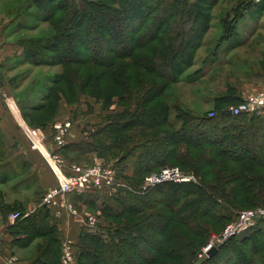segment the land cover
Here are the masks:
<instances>
[{
  "label": "trees",
  "instance_id": "1",
  "mask_svg": "<svg viewBox=\"0 0 264 264\" xmlns=\"http://www.w3.org/2000/svg\"><path fill=\"white\" fill-rule=\"evenodd\" d=\"M35 1L41 3L38 4L40 11L56 20L51 22L53 32L50 36L27 40V57L31 63L59 64L63 67L71 64L77 70L90 69L83 79L75 80L76 68L71 71V78L63 74L61 80L68 84L62 86L63 93L72 95L76 89L70 85L73 83L80 89L88 85L92 95H99L104 92L107 74L121 60L127 61L122 66L127 77L118 76L113 83L121 87L120 101L126 107H134L121 112L129 116H108L106 124L93 134L91 141L69 144L61 149L67 156L73 152L71 150H76L78 154L95 151L106 158L111 155L117 158L116 163L134 151H140L131 174L126 175L117 169V176L127 180L131 189H120L117 195L107 197L115 204L116 210L107 204L102 208L103 213L116 222L115 230H111L113 234L106 228H100L101 232L95 235L83 227L74 250L77 264H168L160 260L164 258L175 260L169 264H176L182 258L184 264H190L199 241L211 232L219 220L231 217L226 205H264V116L247 118L242 114H222L221 111L228 105L240 100L236 93L230 94L227 99L233 101L231 104L221 100L226 105L213 109L216 115L212 117L208 116L209 112L199 116L166 100L168 85L176 82L182 73L179 70L172 74L168 72V67L175 65L180 55H184L182 44L187 43L189 31L186 27L193 21L194 11L199 10L196 3L187 7L185 0H157L159 4L154 8L149 6L151 3L147 4V13L160 11V14L151 20L148 15L139 20L134 14V7L140 12L142 0L125 1L129 11L122 14L119 8L93 0H67L59 4L56 0ZM252 2L239 1L233 8L232 18L221 19L223 31L218 37L220 42L232 37L237 22L242 18V10L252 8ZM183 9L186 15L178 20L180 28L177 30V25L165 33L162 28L167 23L162 20L163 17ZM144 22L148 24L146 28L142 25ZM120 25L124 29L115 28ZM163 32V40L156 39ZM188 36L192 39L198 35L192 31ZM151 42L160 43L161 48L155 53L153 49L147 54L142 53ZM43 50H49L53 55L46 57ZM131 66L141 69L139 74L132 72ZM93 68L98 70L93 72ZM138 75L154 76L148 80L145 78L147 85L142 86L132 98L129 92H122V87L127 83L129 87L137 85L135 79H139ZM168 162L186 166L197 176L192 173L195 181L177 183L187 193L171 199L162 209L148 212L156 207L157 199L147 197L149 190L146 195L137 191H141L145 176L158 172L163 166L171 167ZM216 163L220 164L219 172L210 182L206 181L217 171L213 169ZM84 195H73L77 206L78 201L85 202ZM213 205L216 208L210 214V206ZM0 207L5 217L11 211H22V208L8 204ZM56 223L48 209L39 207L10 224L12 253L16 248L32 247L29 264H61V232ZM261 224L264 222L239 233L244 235L234 240V248L225 246L227 240L200 264H215L214 260L220 255L225 262L229 254H226V248L233 253L231 264H257L259 256L264 253V239L261 238L264 225ZM179 226H189V232H182ZM262 262L264 264L263 258Z\"/></svg>",
  "mask_w": 264,
  "mask_h": 264
},
{
  "label": "rangeland",
  "instance_id": "2",
  "mask_svg": "<svg viewBox=\"0 0 264 264\" xmlns=\"http://www.w3.org/2000/svg\"><path fill=\"white\" fill-rule=\"evenodd\" d=\"M63 1L65 2L67 0H56V3L59 4ZM93 1L102 2L110 6L119 8L120 14L129 11L128 7L125 4V1L127 0ZM239 1H244L245 3L252 2V0H185V5L187 7H189V5L192 3H196L199 10L194 11L193 21H191L188 24V27H186L189 31L186 38L187 43L182 44L184 46V55H180V58L177 60L175 65L168 67V72L172 74H176V72L182 70V73L178 75V80H176V82H172L167 87L166 100L168 103L180 105L182 109L202 116L207 112L212 111L213 109L223 107L224 105H226V103H233L232 100L227 101V99H229L230 97V94L235 93V91L238 90L240 86H250V81H254L251 77H253L254 75L264 76V0H259L258 2L253 1L252 8L242 10V22L239 23H242V26L244 25L245 27H239V39H234L232 42L227 43V45H223V42L219 41L218 37L223 31L221 19H223L224 17H228L229 19H231L233 16V8ZM38 4L40 5L41 3L35 0H0V97L3 98L4 103L5 100H7V102H10L12 99V102L16 104L17 109L14 108L13 110V119L17 123V126L20 130L21 127L20 122L18 121V108L20 110L21 116H24L26 114L28 115H26V122H28L29 126L46 130H48L50 126L55 122V120H53L54 116L59 117L64 115V119L69 118L71 120L72 126H74V124L76 125L77 123V120L73 116H79L80 119H83V117H88L89 119H85L88 122L84 125L83 129L86 134L83 136V139H81L80 142H84L87 140L91 141L93 138V134L106 124L108 116L121 114V112L124 110L134 109L133 106L126 107V105H124L123 102L120 101V98L118 96L120 95L119 91L121 90V87L114 85L113 83V80H116L118 76L119 78L120 76L121 78L122 76L124 78L127 77V73H125L124 69L125 67H122L125 66L124 63L127 61L121 60L120 64H116L113 67L112 71L107 74L108 77L106 76L105 78L106 82L104 84H106V86L104 92L100 93L99 95H92L93 93L90 92L91 89L88 85L80 89L73 83L70 85L76 88L74 93L72 95L63 93L61 90L62 86L68 84H66L64 80H61V76H63V74H66L70 76V78L73 77L70 74L73 73L71 71L74 70L76 66L71 64H68L64 67L59 64H33L27 57V40L29 38H40L44 35L50 36L53 32L51 22L53 20H56L55 18H48V16H46L48 14L40 11ZM147 4H150L149 6L154 8L157 4H159V1L142 0V7L140 6V12H137L139 11V8L136 9L135 6L134 9L136 10V12L134 11V14L136 15V17H138L139 20L145 19L148 15ZM159 12L160 11H154V13L148 15L149 19L151 20L156 15H159ZM185 15L186 13L184 9L183 11L175 14L169 13L168 17H163L162 19L166 20L167 23L166 25H164L162 30H164L166 33V30L168 31V29H173V27L177 25L178 26L176 27V29L178 30L180 28V25L177 24L178 20L181 16ZM142 25L145 26L144 28H146L148 24L147 22H144ZM115 28L124 29L122 25ZM192 31L193 34H197L198 36H193L191 39L188 35ZM165 33H160L159 36L157 35L156 39L160 38V40L162 41ZM245 34L247 35V38L243 37L246 36ZM158 48H161L160 43L151 42L149 46L143 49L142 53L147 54L149 53L148 51H151V49H153V53H155ZM43 51L45 52L44 55H46V57H50L53 55L51 52H49V50ZM142 53L141 55H143ZM129 68L132 72L138 74L139 70H141L136 69V67L132 66ZM96 70L98 69L93 68L91 71L95 72ZM75 71L76 80L85 78L88 72H90V69L88 70V68L85 67L77 70L76 68ZM138 76H140L139 79H135V81L138 82L137 85L133 84L132 87H129L127 83L123 86L124 88L122 87V92H124L125 94L129 92L132 98H134V95H137L138 90H141L142 86L147 85L144 82V79L146 78L148 80L154 75H147L145 77H143V75ZM159 81L163 82L162 80ZM143 91L144 90H142V92ZM61 92L63 93V95H61ZM221 94H224L225 97L219 98ZM223 99H225L227 102L221 103V100ZM121 115L129 116V114L124 115L123 113ZM260 115L264 116V112L251 116ZM245 116H248L247 118L250 117L249 115ZM21 132L23 133V130H21ZM51 133L52 131L49 130L46 138L42 141L41 145L43 146V148L44 146H49L51 144L54 149H56V152H58L59 155L64 158L65 162H80L84 158V155H76V150H71L73 152L69 153V156L66 157L65 154H63L61 151L64 142L61 146L56 145L54 137ZM24 137L26 138L25 135ZM1 141L2 140L0 137V145H2ZM139 152V150L134 151L133 154L127 155L125 159L120 160L121 162L119 161L118 163H116L115 161L117 158H114L113 156L111 157V155L107 156V158H104L103 156H99L98 154V157L91 158L89 156L88 160L84 162L90 163L95 160H103L106 163H112L116 169V172L117 169H119V172H125L126 175H129L134 169V165L138 158ZM38 154L45 161L43 156L40 153ZM13 161L14 162H9L8 157H5L2 151H0V177L6 175L4 176V178H6L8 175V178H10L9 181L5 184H0V192L1 190L5 191L6 186L12 188V186L14 185L17 190L16 193H18L17 195H19V190L21 191L23 184L26 182L29 187L30 183L32 182L33 187H29L30 189L27 191V193L29 192L30 195L31 192L33 193L35 192V190H37V188L35 187V176L32 177L30 176V174L28 175V172L26 171L17 176L18 174L15 173H17L16 171H18L17 166L20 161L19 159ZM167 165H171V167L177 168H179L178 166H180L182 169L190 172L186 173L187 175H192V177L194 175L195 177L197 176L196 173L192 172L186 166L175 164V162H168ZM164 167L166 166L161 167L158 172L154 173L159 174ZM219 167L220 164L216 163L214 164L213 169L217 170L219 169ZM181 168H179V170L183 172ZM227 169L230 168L228 167ZM218 172V170L215 171L212 174L211 178L206 179V181H209L212 178L216 177V174ZM54 179L55 182V176ZM177 183V181L172 182L165 180L159 183L160 185H158L157 187H150L145 190L142 189L141 191H137V193H141V195H143L146 193V191L149 190V193H147V197L155 200L157 199V203L155 205L156 207L148 211L152 213L156 209H162L163 206L166 205L165 203L169 202L171 199L177 198L179 196H182L184 193H187L184 192L185 188ZM22 192L23 190L20 192V194ZM84 194L85 195L83 197L85 199V202L81 204L80 208L83 211L81 213L83 217L85 215L93 217L94 223L92 225L83 224L82 226L88 228L90 232L95 235L101 232L100 228H106L108 229V231H110V233L113 234L114 231L112 232L111 230H115L116 222L112 217H107L103 213L102 208L104 204H107L110 207L112 206L113 208H111L113 210H116L114 209L115 204H113L111 201H108L107 197L115 196L117 195V192L109 193L107 191L101 190H90L86 193L84 192ZM178 204L181 205L182 200L181 202H178ZM226 206H228L231 217H226L223 220H219L217 224L213 225V228H211V232H208L209 234L202 238L200 240L201 242L199 241L197 245L198 247L195 251L194 259H191L192 261L190 262V264H200L205 258L209 256L208 253L207 255L203 253L204 247L214 237L221 236L228 224L236 221V215L239 209L247 210L257 207H253L251 206V204L247 203L241 204L238 207H231L229 205ZM215 208V205L210 206L209 213L213 214ZM54 220L56 222H59L60 219L56 220V217H54ZM61 222H63L62 219L60 220V223ZM81 227L80 230L83 228ZM172 227H174V225H172ZM179 228L182 232H189V226H179ZM80 230L78 231L75 239L71 237L75 245L76 242H78ZM63 234L64 233L61 230V235L59 237L60 254L62 252ZM243 235L244 234H237L236 236L234 235V237L232 236L233 238H228L227 240L229 241L226 244L225 242L227 240L224 242L225 246L231 245L234 248V240H238ZM261 238L264 239V234L263 237L261 236ZM225 250L226 254L229 253L227 255V258L225 259V262H227V264H231V260L233 259L231 254L233 255V253H230L231 251H229L227 248ZM15 252L16 251H14V253L11 252V254L17 255L21 261H24L27 264L30 263L32 256L30 252H32V247L22 249L16 253ZM222 256L223 255H220L214 260L215 264H226L222 260ZM259 258V260L257 259V264H263L262 258L264 259V253H262ZM183 259L184 258L180 259V261L177 260L178 263L176 264H184ZM160 260L165 263L175 261L168 258ZM73 264H77V258L75 259Z\"/></svg>",
  "mask_w": 264,
  "mask_h": 264
},
{
  "label": "built area",
  "instance_id": "3",
  "mask_svg": "<svg viewBox=\"0 0 264 264\" xmlns=\"http://www.w3.org/2000/svg\"><path fill=\"white\" fill-rule=\"evenodd\" d=\"M258 2L259 0H254ZM230 115H255L264 112V87L249 93L247 96L241 97L240 100L228 105L227 108ZM216 112L210 111L208 116L212 117ZM72 122L69 118L55 121L48 130L37 127H30L20 123L29 145L32 149L37 150L45 159L46 163L52 170L56 181L55 184L42 192L40 196L39 206L49 210L50 214L57 219H62L65 215H78L77 205L72 200L73 195L82 194L87 191L101 190L107 192H118L120 189H131L126 180L117 176L116 169L112 163H106L103 160H95L90 163L65 162L64 158L58 152L47 153L41 145L46 138L49 130L56 145L61 146L65 142V137L69 134ZM185 182L195 181V177L181 172L177 167H164L159 174H149L145 176L141 190L153 187L162 181ZM26 214L18 210L11 211L6 215V223L12 224ZM236 221L228 224L219 237H214L204 247V254L215 247L218 248L228 238L237 235L247 229L252 228L260 222H264V207H256L254 209H243L237 211ZM84 225H92L94 218L88 215L83 217ZM6 234L5 229L0 230V243ZM61 264H73L76 259L75 244L73 239L63 237ZM0 264H27L21 261L17 255L8 254Z\"/></svg>",
  "mask_w": 264,
  "mask_h": 264
},
{
  "label": "crops",
  "instance_id": "4",
  "mask_svg": "<svg viewBox=\"0 0 264 264\" xmlns=\"http://www.w3.org/2000/svg\"><path fill=\"white\" fill-rule=\"evenodd\" d=\"M239 22H242V19H240ZM239 22L236 24L235 33L232 35V37L229 40L223 41V45H227V43L232 42L234 39H237L240 36L239 27L242 28L245 26L244 25L242 26V23H239ZM243 37L247 38V35ZM251 78L254 81H250L251 82L249 84L250 86L243 85V86H240L238 90L235 91L237 97L247 96L249 93L256 91L259 88L264 87V76L254 75ZM223 97H225L224 94L223 95L221 94V96H219V98H223ZM12 101L13 100L11 99L10 101L11 103H10V102H7V100H5V103H4L3 98L0 97V137L2 140L1 141L2 145H0V151H2L5 157H8L9 162H14L13 160L19 159L20 162L17 166L18 171H16L17 173L15 174H18L17 176H19L24 171H26L28 172V175L30 174V176L32 177L35 176L34 180H35V187L37 188V190H35V192L33 193L31 192V194L29 195V192L27 193V191L31 188V186L33 187V183L32 182L30 183L29 185L30 188H29L28 184H26L25 182L21 188V191L23 190V192L20 194L21 191L19 190V195H17L18 193H16L17 190L14 185L12 186V188H9L8 186H6L5 187L6 190L5 191L1 190L0 192V205L8 204L9 206L22 208L21 212H24V214H26L25 216H27L28 214L34 212L36 209L40 207L39 202H40V196L42 192L44 191V189L54 184L53 182L55 179H54L52 170L50 169L48 164L41 158V156H39L38 154L39 152H37L35 149H32L30 147L23 133L18 128L17 123L13 119V110L14 108L15 109L17 108H16V104ZM18 114H19L18 121L21 124L29 126L28 122H26L27 116L26 115L21 116L19 108H18ZM73 117L77 120L76 121L77 123L75 122L76 125L74 124V126H72L69 134L65 137V140H64L65 146L69 144L80 143L81 139H83V136L86 134L83 129H84V125L88 122L85 119H89V118L83 117V119H80L79 116H73ZM53 120L55 121L64 120V115L59 116V117L54 116ZM64 144H63V147H65ZM45 151L47 153H51V152L56 151V149H54V147L50 144L49 146H44V152ZM75 154L78 155V153L76 152ZM79 154H81L80 156L84 155V158L82 157L83 159L80 162L87 161L89 156L91 158L98 157L95 151H86V152L79 153ZM65 156L68 157L67 155ZM73 162H76V161H73ZM1 163H4V162H1ZM4 176L0 177L1 185L5 184L10 179L8 178L9 177L8 175L6 178H4ZM81 204L82 202L78 201V206H77V210L79 211L78 215H74V216L65 215V217L62 218L63 222L60 223V220H61L60 219L59 222L56 223L58 226H60L59 230L61 228L62 232L64 233L63 237H69V238L72 237L74 239L76 238L78 231L80 230V227L83 225L82 223L83 215L81 213L83 211L80 208ZM5 218L6 217L3 215V212L0 207V230L5 229V232H6V234L4 235V238L2 239L0 243V262L3 259H5V257H7L9 253L12 252V249L9 244L11 240H13L12 234H11V231H9V224L6 223ZM20 250L22 249H19V248L14 249V251L16 252H19Z\"/></svg>",
  "mask_w": 264,
  "mask_h": 264
},
{
  "label": "water",
  "instance_id": "5",
  "mask_svg": "<svg viewBox=\"0 0 264 264\" xmlns=\"http://www.w3.org/2000/svg\"><path fill=\"white\" fill-rule=\"evenodd\" d=\"M221 113L222 114H225V115H230V111L228 110V109H223L222 111H221ZM218 251V248H215V247H213V248H211L209 251H208V255L209 256H211V255H213L215 252H217Z\"/></svg>",
  "mask_w": 264,
  "mask_h": 264
}]
</instances>
